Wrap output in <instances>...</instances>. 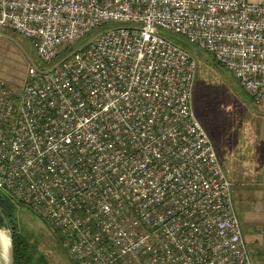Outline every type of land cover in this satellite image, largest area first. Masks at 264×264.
Segmentation results:
<instances>
[{
  "label": "built area",
  "instance_id": "2783aa9c",
  "mask_svg": "<svg viewBox=\"0 0 264 264\" xmlns=\"http://www.w3.org/2000/svg\"><path fill=\"white\" fill-rule=\"evenodd\" d=\"M74 52L78 40L108 24ZM43 62L0 81V197L58 233L73 264H264L194 106L185 36L264 103V0H0Z\"/></svg>",
  "mask_w": 264,
  "mask_h": 264
},
{
  "label": "rangeland",
  "instance_id": "374dc122",
  "mask_svg": "<svg viewBox=\"0 0 264 264\" xmlns=\"http://www.w3.org/2000/svg\"><path fill=\"white\" fill-rule=\"evenodd\" d=\"M118 26L120 24L111 23L92 31L77 41L74 52L100 32ZM160 34L181 46L198 62L194 106L220 157L226 159L231 156L235 152L232 145H242L244 136H264V103H257L231 72L185 36L165 29H160ZM65 55L52 63L43 62L31 39L15 31L0 28V81L17 94L22 91L31 67H37L40 71L48 69ZM1 198L13 206V216L19 233L28 240L37 256L43 255L48 264H73L58 233L52 231L48 222L28 208L12 203L5 194H1ZM8 228L10 229L9 226ZM254 253L259 256L258 260L263 261V255L256 251Z\"/></svg>",
  "mask_w": 264,
  "mask_h": 264
},
{
  "label": "crops",
  "instance_id": "0c3cea01",
  "mask_svg": "<svg viewBox=\"0 0 264 264\" xmlns=\"http://www.w3.org/2000/svg\"><path fill=\"white\" fill-rule=\"evenodd\" d=\"M244 137L242 145H232L235 152L231 156L219 158L233 187L248 249L253 258L259 259L254 252L264 256V136Z\"/></svg>",
  "mask_w": 264,
  "mask_h": 264
},
{
  "label": "trees",
  "instance_id": "16d2710c",
  "mask_svg": "<svg viewBox=\"0 0 264 264\" xmlns=\"http://www.w3.org/2000/svg\"><path fill=\"white\" fill-rule=\"evenodd\" d=\"M0 221L3 225L9 226L12 232L16 264H48L44 256H37V252L30 245L28 240L24 236L20 235L13 216V206L5 200H2L1 197Z\"/></svg>",
  "mask_w": 264,
  "mask_h": 264
},
{
  "label": "water",
  "instance_id": "95a60500",
  "mask_svg": "<svg viewBox=\"0 0 264 264\" xmlns=\"http://www.w3.org/2000/svg\"><path fill=\"white\" fill-rule=\"evenodd\" d=\"M7 232L10 240V251L9 254L5 253V250L2 245L1 235H0V264H16L15 261V252H14V241L11 230L7 225H3L0 221V232Z\"/></svg>",
  "mask_w": 264,
  "mask_h": 264
},
{
  "label": "bare ground",
  "instance_id": "6f19581e",
  "mask_svg": "<svg viewBox=\"0 0 264 264\" xmlns=\"http://www.w3.org/2000/svg\"><path fill=\"white\" fill-rule=\"evenodd\" d=\"M0 235H1L2 245H3V248L5 250V253L9 254V251H10L9 236H8L7 232H5V231H1Z\"/></svg>",
  "mask_w": 264,
  "mask_h": 264
}]
</instances>
